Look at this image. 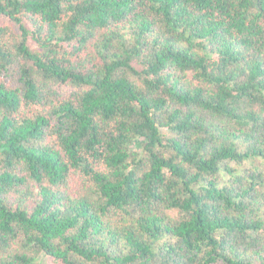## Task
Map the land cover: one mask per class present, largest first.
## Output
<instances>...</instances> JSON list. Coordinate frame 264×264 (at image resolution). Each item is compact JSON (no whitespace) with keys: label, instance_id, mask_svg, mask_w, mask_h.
I'll use <instances>...</instances> for the list:
<instances>
[{"label":"trees","instance_id":"1","mask_svg":"<svg viewBox=\"0 0 264 264\" xmlns=\"http://www.w3.org/2000/svg\"><path fill=\"white\" fill-rule=\"evenodd\" d=\"M264 264V0H0V264Z\"/></svg>","mask_w":264,"mask_h":264},{"label":"rangeland","instance_id":"2","mask_svg":"<svg viewBox=\"0 0 264 264\" xmlns=\"http://www.w3.org/2000/svg\"><path fill=\"white\" fill-rule=\"evenodd\" d=\"M42 264H50L48 259H46L44 256L42 257Z\"/></svg>","mask_w":264,"mask_h":264}]
</instances>
